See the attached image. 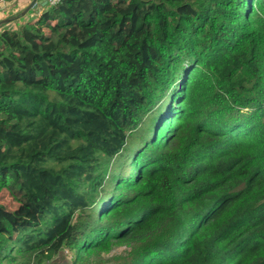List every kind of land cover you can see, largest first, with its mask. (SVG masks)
<instances>
[{"label":"trees","instance_id":"16d2710c","mask_svg":"<svg viewBox=\"0 0 264 264\" xmlns=\"http://www.w3.org/2000/svg\"><path fill=\"white\" fill-rule=\"evenodd\" d=\"M123 243L264 264V0H62L0 31V264Z\"/></svg>","mask_w":264,"mask_h":264},{"label":"crops","instance_id":"0c3cea01","mask_svg":"<svg viewBox=\"0 0 264 264\" xmlns=\"http://www.w3.org/2000/svg\"><path fill=\"white\" fill-rule=\"evenodd\" d=\"M14 0H7V5L11 4ZM33 0H15L14 3L9 5L2 14H0V31L3 29L17 30L18 27L30 21L31 18L35 19L38 17L45 7H41L40 4L43 0H38V7L35 10H30L29 12L23 14L24 10L31 4ZM31 19V20H32Z\"/></svg>","mask_w":264,"mask_h":264},{"label":"rangeland","instance_id":"374dc122","mask_svg":"<svg viewBox=\"0 0 264 264\" xmlns=\"http://www.w3.org/2000/svg\"><path fill=\"white\" fill-rule=\"evenodd\" d=\"M30 21L34 20L31 17V14L28 16ZM32 19V20H31ZM29 22V21H27ZM4 30V29H3ZM22 217L25 219H28L31 217V215L27 213H22ZM132 248V249H131ZM137 246H134L133 244H127L123 243L120 245H114L112 246V249L108 252H96L93 253L89 258L88 262L89 264H123L127 263L131 259V251L133 249H136ZM63 256L66 259L67 262L70 261L69 254L66 250H63Z\"/></svg>","mask_w":264,"mask_h":264},{"label":"built area","instance_id":"2783aa9c","mask_svg":"<svg viewBox=\"0 0 264 264\" xmlns=\"http://www.w3.org/2000/svg\"><path fill=\"white\" fill-rule=\"evenodd\" d=\"M15 1V0H14ZM14 1L11 2L14 3ZM62 0H46V6L45 8H51L56 6L57 4L61 3ZM11 4L7 5V0H1L0 1V14H2L4 11H6L7 7Z\"/></svg>","mask_w":264,"mask_h":264},{"label":"water","instance_id":"95a60500","mask_svg":"<svg viewBox=\"0 0 264 264\" xmlns=\"http://www.w3.org/2000/svg\"><path fill=\"white\" fill-rule=\"evenodd\" d=\"M38 0H33L31 4L24 10L23 14L29 12L30 10H35L38 7ZM41 7L46 6V0H43V2L40 4ZM1 24V23H0Z\"/></svg>","mask_w":264,"mask_h":264}]
</instances>
